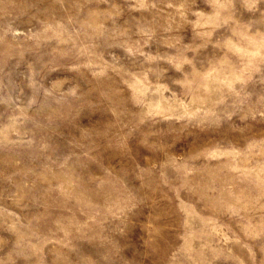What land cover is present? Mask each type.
<instances>
[{
  "label": "rangeland",
  "instance_id": "rangeland-1",
  "mask_svg": "<svg viewBox=\"0 0 264 264\" xmlns=\"http://www.w3.org/2000/svg\"><path fill=\"white\" fill-rule=\"evenodd\" d=\"M0 264H264V0H0Z\"/></svg>",
  "mask_w": 264,
  "mask_h": 264
}]
</instances>
